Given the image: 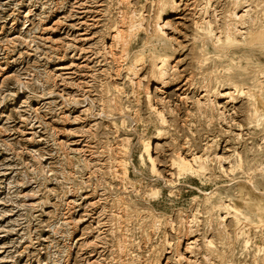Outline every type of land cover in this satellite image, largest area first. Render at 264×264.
<instances>
[{"label": "rangeland", "instance_id": "rangeland-1", "mask_svg": "<svg viewBox=\"0 0 264 264\" xmlns=\"http://www.w3.org/2000/svg\"><path fill=\"white\" fill-rule=\"evenodd\" d=\"M0 264H264V0H0Z\"/></svg>", "mask_w": 264, "mask_h": 264}, {"label": "bare ground", "instance_id": "bare-ground-1", "mask_svg": "<svg viewBox=\"0 0 264 264\" xmlns=\"http://www.w3.org/2000/svg\"><path fill=\"white\" fill-rule=\"evenodd\" d=\"M168 4V3H167ZM173 4V3H172ZM172 4H170V5H172ZM169 5V4H168ZM177 6V5H176ZM173 9H174V7H173ZM175 11V10H174ZM239 17V16H238ZM132 19V18H131ZM135 20V19H134ZM160 22V21H159ZM135 23V22H134ZM140 27V26H139ZM165 27V26H164ZM131 28V27H130ZM136 28V27H135ZM159 28V27H158ZM235 28V27H234ZM132 30H133V28H131ZM238 29V28H237ZM122 31V30H121ZM134 31V30H133ZM162 31V30H161ZM230 32V31H229ZM131 33V32H130ZM235 34V33H234ZM118 35V34H117ZM119 36H120V34H119ZM234 35L233 34H229V37L231 38V37H233ZM229 38V39H230ZM115 39V38H114ZM130 39V38H129ZM126 51V50H125ZM158 63V62H157ZM167 59L166 58H163V59H160V62L157 64V66H156V71L158 72V74H159V76H160V78L159 79H162V80H164L163 78L164 77H166L167 76V74H168V70H167ZM133 68V67H132ZM136 76V75H135ZM134 77V76H133ZM138 77V76H137ZM173 77V76H172ZM141 92V91H140ZM209 103V102H208ZM145 152H146V154H147V156L149 157V159L152 161V163H153V165L155 164L154 163V160L152 159V152H153V149H152V143L151 142H149L147 145H146V147H145ZM120 155V154H119ZM187 160V159H186ZM180 162H182V164L181 165H179L180 166V168L182 169V170H188L189 169V167H190V165L189 164H187V163H185V160H182V161H180ZM201 164H202V162H201ZM201 166H203V164L202 165H200V167ZM179 168V169H180ZM191 169V168H190ZM189 169V170H190ZM208 169V168H207ZM181 170V171H182ZM194 170V169H193ZM192 170V171H193ZM253 186H254V184H253ZM219 203V202H218ZM212 223V222H211ZM121 246V245H120Z\"/></svg>", "mask_w": 264, "mask_h": 264}]
</instances>
